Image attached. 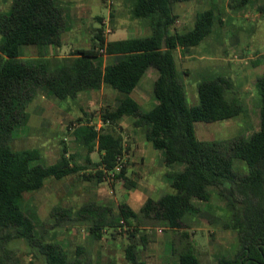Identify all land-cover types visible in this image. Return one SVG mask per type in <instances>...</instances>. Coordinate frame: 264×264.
Masks as SVG:
<instances>
[{"label":"trees","instance_id":"16d2710c","mask_svg":"<svg viewBox=\"0 0 264 264\" xmlns=\"http://www.w3.org/2000/svg\"><path fill=\"white\" fill-rule=\"evenodd\" d=\"M184 1L187 0H137L130 15L136 19L150 18L151 36L106 43L103 30L99 29L89 49L75 52L78 57L70 61L71 73L64 77L57 76L50 60L23 61L19 57L21 47L54 41L64 30L62 11L55 0H13L10 10L0 14V264H19L11 247L19 241L25 242L44 264H89L81 257V247L71 258L60 245L38 239L34 221L20 206L24 194L41 190L47 179L60 180L80 171L71 164L73 157L64 146L57 163L36 164L38 152L14 150L11 139L15 129L27 119V106L38 84L60 99H75L81 91L97 90L103 83L123 96L114 109L103 112V122L117 124L124 117L134 118L135 125L144 128L152 147L164 152L166 165L182 166L181 171L170 174L174 193L164 194L156 201L149 199L139 213L121 205L122 221L129 224L139 217L154 216L168 229L178 230L186 216L200 213L193 200L210 202V188H215L230 212L226 227L237 233L240 248L239 256L230 259L223 255L218 264H264V72L256 86L261 130L249 139L239 137L226 143L200 141L196 123L233 119L241 115L244 107L232 79L225 77L201 83L199 104H187L174 51L181 48L187 53L198 46L212 30L214 12L199 13L189 31L170 33L177 18L174 5ZM250 1L242 0L241 4ZM102 49L108 55L119 56L118 59L104 69L91 67L87 60L96 58ZM151 67L159 73L153 88L158 104L143 111L128 95ZM95 142L103 152L101 169L95 176L103 182L105 170L114 168L125 148L121 136L98 134L92 128L86 139L89 151ZM236 160L245 165V173L238 170ZM125 171L126 167L116 179L122 178ZM88 222L91 237L101 240L104 224L97 219ZM181 237L187 238L189 234L182 233ZM181 247L179 264H201L192 242ZM135 249L133 244L126 247L127 260L131 264H146L137 260Z\"/></svg>","mask_w":264,"mask_h":264},{"label":"rangeland","instance_id":"374dc122","mask_svg":"<svg viewBox=\"0 0 264 264\" xmlns=\"http://www.w3.org/2000/svg\"><path fill=\"white\" fill-rule=\"evenodd\" d=\"M69 1L63 0L62 2L66 4ZM241 1L230 0L229 6L232 9L247 6L248 13L246 19H248L249 28L254 31L252 35L251 55H244L243 57H238L237 55V59L241 61L240 63H242V67L245 70L240 68L236 82L242 84L245 78L249 79L246 81L248 91L244 93V98L247 99L245 102L247 112L240 116L235 123L228 126L230 131L228 134L223 132L213 134L209 131L206 132L204 130L205 127H202L206 126L213 129L219 124L196 123L195 131L199 138L209 142L217 140L219 136L224 137V140L236 137L249 139L254 133L261 130V115L256 88L261 71L260 69H253L252 59L254 53H264V45L260 43V40L262 42L264 40V17H257L258 12H261L263 14L261 16H264V0H252L245 5L241 4ZM12 2L13 0H0V14L8 12ZM84 4L88 7L86 12L88 14L82 20L85 30L81 32V37L77 36L76 38L70 39V46L81 45L83 48H87L93 38L92 26H98L90 18L94 16H108V7L102 1L85 0ZM85 5L83 6L86 7ZM207 9L202 8L199 10V13ZM183 11L185 12V8L180 5H174V12L178 15V18ZM111 14L112 22L119 17L127 18L131 16L129 8L126 9L123 6L120 7V10L117 7L113 8ZM252 16H255V20ZM225 31L229 37L233 34L228 27ZM172 32L173 28L170 29V33ZM260 60H262L261 64L264 66V54L260 57ZM250 70L252 71L250 72ZM178 72L185 88L186 102L189 106H194L198 102L196 91L197 77L194 73L185 77L182 71L180 72L178 70ZM33 92L34 97L27 106V119L24 122L26 126L15 129L11 139V147L14 150L35 149L40 156V160L36 161V164L47 165L58 161L63 147L66 146L69 154L73 156L72 163H76L77 161L83 167V170L78 175L70 176L62 181L47 179L46 182L49 180L50 182L43 189L35 193H25L23 200L20 201V206L34 221L35 233L38 239L44 243L60 245L71 258L76 256L77 248L81 247V257L89 261V264H131L125 254V249L129 244L135 245V253L138 261H143L146 264H163L162 260L165 258L163 253L164 248L160 242V238L162 242L166 241L170 236L168 231L171 233L175 243L170 244L171 248H176L175 253L181 250L183 244L190 243L193 240L195 251L201 264H218V259L223 255L228 256L230 259L240 255L237 233L226 227L230 212L224 198L218 194L215 188H210L212 192L210 202L197 199L193 200L194 204L200 210V213L197 216H186L184 224L178 232H172L154 216L149 218L139 217L138 220H130L129 224L123 222L118 215V209L126 201L125 198L120 196L122 192L126 191L124 181L118 178L112 182L103 181L99 183L95 177L97 171L101 169L97 166L98 161H100L99 153L95 152L92 155H87L88 150L81 142L77 140H74L72 143L69 140L65 141V136L68 137L70 134L66 135L65 132L60 130L61 127L58 128L52 125V120L55 119L56 115L63 113L64 116H68L78 109V105L75 102H66L62 107L61 101L54 98L43 99L39 96L40 94L43 95L42 92H39L35 96L36 89L34 88ZM120 96L118 95V97ZM151 96L154 99L152 90ZM103 99V108H105L107 107L106 104L114 101V96L110 97L109 94H105ZM78 101L79 106L82 108H86L85 104L89 101L96 104L92 109L85 110L88 112V115L83 114V117L79 119H67V121L63 122L66 125V132L70 127L93 122L96 124L97 121H94L95 118L102 119L96 97L88 98L87 95L82 94ZM147 106H143L142 109L147 111L152 108L151 105L149 107ZM129 121L128 118H125V123L122 128L120 125L115 126V124L109 123L102 129L104 133L122 137L123 145L127 149L125 151L127 171L131 166H136L132 161H141L136 157L140 154L139 152L146 153L143 145L144 141L152 153L155 155L160 153L158 150L153 149L151 144L144 139V133L142 131L138 132L130 128ZM93 125L91 126L93 127ZM75 136L77 135L75 134ZM71 139L73 140L72 135ZM137 146L140 147L139 150H137ZM87 157L93 164L86 161ZM159 164V161H156L155 165L159 166ZM137 166L140 170L139 173L142 174L143 168L146 166L143 163ZM236 167L240 172H246L245 165L238 160H236ZM178 168L176 169L175 167V170L171 171L169 168L162 167L165 173L164 181L167 184V189L164 194L175 192L171 187L172 179L170 174L179 172ZM132 172L135 171L133 169L130 170L129 177H131ZM86 178H89V181ZM116 183H120V189H114ZM103 187L106 190V197L98 195L99 192L104 190ZM117 197H120L118 201L120 205L117 203L113 206L111 202L112 200L115 201ZM105 201H110V203ZM91 219H97L104 224L101 240H96L90 236L89 228L91 225L88 221ZM108 225H112V227ZM186 230H188L186 233L189 234V237H180ZM131 234H134V237ZM162 234L163 236L159 238V235ZM11 247L19 264H44L40 257L38 258L31 253L25 242L19 241L12 244Z\"/></svg>","mask_w":264,"mask_h":264},{"label":"crops","instance_id":"0c3cea01","mask_svg":"<svg viewBox=\"0 0 264 264\" xmlns=\"http://www.w3.org/2000/svg\"><path fill=\"white\" fill-rule=\"evenodd\" d=\"M62 1L63 0H55V3H56V6L59 7L62 11L64 25H65L64 30L58 35V37L54 41L47 42L41 45H31V46L21 47L20 55H19L20 59H22L23 61H31V60H37V59L50 60L55 73L59 77H64L71 73V71L69 70L71 67L70 61L78 57L75 55V52L78 50L89 49L92 43L91 42L87 48H83L81 45H77V46L69 45V41L71 38H76L77 36L81 37V34H82L81 32L85 30V27L82 24V20L88 14L86 13L88 7L84 4L85 0H75V1L70 0L66 4H64ZM98 1H102V3L106 7H108V16L107 17L94 16L91 18L88 17L93 21V23L98 24V26L96 27L92 26L91 28L93 37L94 35H96L99 29L103 30L102 35L106 43L126 40V39L145 38V37L151 36L152 25H151L150 18L136 19L131 16H128L127 18L119 17L114 22H112L111 20V15H112L111 12L113 8L117 7V9L120 10V7L123 6V7H126V9L129 8V13H130L131 7L135 5L137 0H98ZM229 1L230 0H187L184 2H178L175 5H180L181 7L185 8V12L183 11V13H181L179 18H178V15L174 12L177 18L175 20V23L171 27L173 28L172 33L189 31L194 27L195 20L199 14L200 9L208 8L207 10H213L214 12V23H213L212 30L210 34L198 46L194 47L192 50H190V52H187V53H184L183 49L181 48H177L174 51V58H175L177 70H179L180 72L182 71L185 77L190 76L191 73H194L195 76L197 77L198 82L196 84V91H197V98H198L197 103L198 104H199L198 86L201 83L210 81L216 77L230 78L232 79L234 83V89L239 95V98L243 104L244 110L241 113V115L233 119L212 123V124H219L217 125V127L213 129H210L209 127H206V126H202V127H205L204 130H206V132L209 131V132H212L213 134H220L221 132L225 134L230 133L228 126L235 123L236 120L240 116L246 114L247 112V109H246L247 106L245 104L247 99L244 98V93L248 91V84L246 83V81H248L249 79L245 78L242 84H238L236 82V78H237V75L239 74L240 68H242V70H245L242 67V63H240L241 61L238 60L237 58L243 57L244 55L246 56L251 55L250 51H251V46H252L251 45L252 37H253L252 35L254 31L251 28H249V22H248V19H246L247 13H248V8H246L247 6L246 7L242 6L239 9L237 8L232 9V7L229 6L230 4ZM83 5H85L87 8L84 7ZM261 15L263 14L261 12H258L257 17H264ZM252 17L255 20V16H252ZM227 27L233 33L231 37H229L225 31ZM107 28L109 32H107ZM1 40L2 38L0 37V42ZM260 43L264 45V40L263 42L260 40ZM254 54H253L254 57L252 59V63L254 66L253 69L255 68L260 69V71L263 74L264 66L261 64L262 60H260V57L264 53H261V54L254 53ZM118 57L119 56L117 55H108L106 51L104 50V52L100 53L96 58H91L87 60V62L90 64L91 67H99L101 69H104L107 66V64L114 63L118 59ZM252 70H250V72ZM261 72L259 75L262 76ZM158 75L159 73L155 68H152V67L148 68L144 76L139 81L135 90H133V92L130 95H128V97L132 101H134L140 107L141 110H143L142 109L143 106L148 105L147 107H149L151 105L153 108L154 106L158 104V101L156 100L155 96H154V99L151 96V90L153 91L154 83L157 80ZM261 76H259V78ZM34 89H36L35 96H37L39 92H42L43 95L40 94L39 96H41L43 99L54 98L56 100H59L61 101L62 107L66 102L67 103L75 102V104L78 105V109L70 113L68 116H64L63 113L56 115L55 119L52 120V125H55L58 128L61 127L60 130L65 132L66 135L70 134L68 137L65 136L66 138L65 141L69 140V142L72 143L74 140H77L81 142L83 146L87 148V150H88V145L86 144V139L90 133V130L93 128L98 134L104 133L102 132V129L104 126H106L109 123H104L101 118L100 119L95 118L94 121L95 120L97 121L96 124H94V122L89 123V124H81L79 126L68 128L67 132L65 131L66 125H64L63 122L67 121V119H76V118L79 119L83 117V114L88 115V112H86L85 110L87 109L89 110L90 108L92 109L94 105L96 104L94 102L89 101L85 104L86 108H82L81 106H79L78 100H80V97L82 96V94L87 95L88 98L96 97L98 99V106L100 108L101 117L105 110L114 109L119 104V101L123 99L122 95L120 96V94L116 90L107 86L104 83L97 90L86 89L84 91H81L75 99L70 98V97L65 98V99H60L57 96H55L46 86L42 84H38ZM105 94H109L110 97L114 96V101L116 102L111 101L108 104H106L107 107L103 108L104 107L103 97ZM118 95L120 97H118ZM132 95L135 96V98H133ZM197 103L194 104V106L198 105ZM152 108H150L149 110H151ZM125 118H128L130 120L129 121L130 126H131L130 128L138 132L142 131L144 133V139L147 142H149L146 138V133H145L144 128L136 126L135 125L136 120L132 117L122 118L117 124H115V126L120 125L122 128L125 123ZM50 125H51V122H50ZM91 125H93V127ZM21 126L23 127L26 126V123L22 124ZM21 126L19 127L21 128ZM75 131H77V133H75ZM75 134L77 136H75ZM71 135L73 136V140L71 139ZM196 135L200 141L209 142V141L202 140L201 138H199L197 133ZM237 138L239 137L224 140L225 139L224 137L222 138L219 136L217 140H212L211 142L226 143V142L232 141ZM143 145H144V150L146 153L139 152L140 154L136 156L141 161H132V163L135 164L136 166H131L128 169V171L126 168L124 176L122 178H119L124 181V186L126 187V191L122 192V194L120 195L122 196V198H125L126 201H124L121 205L123 204L128 205L136 213H139L141 211L142 207L145 205V203L149 199H152L154 201L158 200L164 194L165 190L167 189V184L164 181L165 173L162 167L169 168L171 171H173L175 170L174 169L175 167L177 169L179 166L178 170L179 171L182 170V166L180 165L173 164V165L167 166L164 161V152L162 150H158L160 153L158 155L157 154L155 155L154 153L151 152V150L149 149V146L145 144V141ZM139 149L140 147L137 146V150ZM32 150H35V149H32ZM87 152H88L87 155H92V153L98 152L100 161H101L103 152H100L98 150V142H95V147L92 148L91 151L88 150ZM67 153L69 156L73 157L71 154H69L68 150H67ZM39 160H40V156H39ZM86 161L88 163L93 164L92 161H90L88 157ZM100 161H98L97 166L100 165ZM156 161H159L160 163L159 166L155 165ZM42 162L44 163V161ZM57 162L58 161L51 163V164H47L45 166L53 165ZM72 162L71 164L79 167L80 171L70 176L78 175L83 170V167L79 165L77 161L76 163H72ZM140 163H143V165L146 166L145 168H143L142 174L139 173L140 170L138 169V166H137ZM132 169L135 172H132L131 177H129V171ZM66 178H63L57 181H62ZM86 180L89 181V178H86ZM48 182H50V180ZM48 182H45L44 187L46 186ZM120 187H121L120 183L119 184L116 183L114 185L115 190L117 188L120 189ZM105 191H106L105 189L102 190L101 192L98 193V195L102 197H106ZM116 196H119V195H116ZM119 198L120 197H117L115 201L112 200L111 204L114 206L117 203H119L118 202ZM107 203H110V201ZM118 205H120V203ZM120 206L118 209L119 217H120ZM179 230H181V228L178 230H171V231L178 232ZM186 232H188V230H186L183 233H186ZM168 233L170 234L169 238L163 242L160 236H163L164 233L162 235H159L160 242L163 244V248H164L163 253H164L165 258L162 260L163 264H179V254L175 253L173 251V248H171L170 246L171 243H174L173 237L169 231ZM191 242L192 244L194 243L193 240H191ZM194 248H195V245H194Z\"/></svg>","mask_w":264,"mask_h":264},{"label":"built area","instance_id":"2783aa9c","mask_svg":"<svg viewBox=\"0 0 264 264\" xmlns=\"http://www.w3.org/2000/svg\"><path fill=\"white\" fill-rule=\"evenodd\" d=\"M107 32H109L108 28H107ZM102 52H104L103 49L100 51V53H102ZM125 151H127L126 148H125L123 154L117 157L116 164L112 170H109V171L105 170V175H104L103 181H105V182L106 181H108V182L114 181L116 179L117 175H119L122 172V170L126 167Z\"/></svg>","mask_w":264,"mask_h":264},{"label":"water","instance_id":"95a60500","mask_svg":"<svg viewBox=\"0 0 264 264\" xmlns=\"http://www.w3.org/2000/svg\"><path fill=\"white\" fill-rule=\"evenodd\" d=\"M163 47H165V45L163 44Z\"/></svg>","mask_w":264,"mask_h":264}]
</instances>
